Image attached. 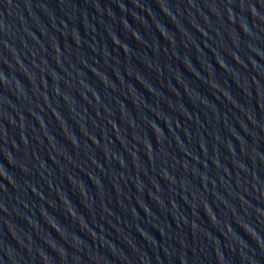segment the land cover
<instances>
[{"label": "water", "instance_id": "95a60500", "mask_svg": "<svg viewBox=\"0 0 264 264\" xmlns=\"http://www.w3.org/2000/svg\"><path fill=\"white\" fill-rule=\"evenodd\" d=\"M0 264H264V0H0Z\"/></svg>", "mask_w": 264, "mask_h": 264}]
</instances>
